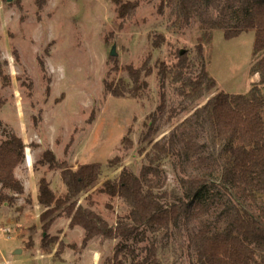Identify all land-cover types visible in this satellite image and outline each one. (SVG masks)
<instances>
[{"label": "rangeland", "instance_id": "rangeland-1", "mask_svg": "<svg viewBox=\"0 0 264 264\" xmlns=\"http://www.w3.org/2000/svg\"><path fill=\"white\" fill-rule=\"evenodd\" d=\"M129 1L139 2V8L122 20L112 0H0V145L12 133L25 144V160L15 171L24 194L13 203H0V264H121L115 258L119 239L95 237L85 243V231L71 227L65 215L57 217L44 239L40 216L45 207L37 202V194L41 178L57 194L67 193L62 170L40 163L47 150L75 169L82 164H102V179L118 178L124 168L140 174L148 163L146 151H139L141 136L161 104L162 81L156 69L145 97H115L106 91L105 83L114 74L131 82L128 73L118 71L122 66H139L148 57L153 66L158 60L171 63L177 47L190 50L195 62L191 74L201 66L196 49L198 18L190 23L177 19L172 4L161 13L159 0ZM153 32L165 33L168 43L156 49ZM213 32L205 62L216 86L208 89L204 85L190 97L191 87L184 88L168 73L167 103L157 115L156 139L168 137L221 91L245 94L255 84L264 89L254 64L255 32L232 39L223 30ZM127 137L133 140L132 147H127ZM204 140L214 152L222 146L219 140ZM116 157L120 160L114 165L111 161ZM188 169L181 163L175 166L171 158L165 160L164 189L182 195L179 181ZM216 178L219 183L220 173ZM97 199L94 209L110 224L127 212L121 199ZM81 202L87 206L83 197ZM109 203L114 210L107 207ZM224 223L216 220L213 226L219 230ZM188 227L182 224L167 238L164 232L149 233L163 262L191 264L195 257L190 248L193 226ZM123 242L136 252L148 243ZM132 258L127 250L121 255L122 264H130Z\"/></svg>", "mask_w": 264, "mask_h": 264}, {"label": "trees", "instance_id": "trees-1", "mask_svg": "<svg viewBox=\"0 0 264 264\" xmlns=\"http://www.w3.org/2000/svg\"><path fill=\"white\" fill-rule=\"evenodd\" d=\"M112 1L122 20L139 8V2ZM167 4L174 6L177 19L183 18L187 23L193 17L198 18L199 70L191 74L195 62L190 50L177 47L171 63L158 60L153 66L148 57L139 66L127 64L118 70L128 73L131 82L119 74L106 81L105 89L109 94L141 99L148 93L149 77L157 69L162 81V100L157 112L150 116L153 121L145 124L147 129L142 133L139 150L146 151L148 163L140 174L124 168L118 178L102 179V164H82L75 169L60 163L54 152L47 150L40 163L62 170L67 193L57 194L46 178L40 179L37 202L45 207L40 216L44 239L57 217L65 215L71 227L85 231V243L95 237L119 239L115 258L121 264V255L127 250L133 257L130 264H167L159 258L157 244L149 241V233L164 232L167 238L173 229L182 224L189 229L192 224L190 248L195 257L191 264H264V198H260L264 194L262 85L255 84L245 94L221 91L168 137L155 138L157 115L165 110L167 103L164 88L168 73L182 82L184 88L191 87L194 94H188L190 97L204 85L208 89L216 86L205 62V48L212 44L214 30H223L227 39L243 32H255V70L264 82V0H159L158 10L164 13ZM152 34L156 49L168 43L165 33ZM205 137L219 140L220 150L214 152ZM125 141L127 147L134 144L130 137ZM170 158L175 166L181 163L183 168H189L179 181L182 195L164 189L167 176L163 165ZM24 160L25 144L12 133L0 145V203H13L16 196L24 194V185L15 175ZM119 160L116 157L111 163L116 165ZM217 173L221 177L219 183L215 180ZM98 196L121 199L127 205V212L110 224L94 209L99 204ZM82 197L87 206L82 204ZM107 207L114 210L110 203ZM216 220L225 222L223 228H214ZM129 240L135 244L148 243L136 252L123 242Z\"/></svg>", "mask_w": 264, "mask_h": 264}, {"label": "water", "instance_id": "water-1", "mask_svg": "<svg viewBox=\"0 0 264 264\" xmlns=\"http://www.w3.org/2000/svg\"><path fill=\"white\" fill-rule=\"evenodd\" d=\"M113 55H115V54H113ZM17 253H19V251Z\"/></svg>", "mask_w": 264, "mask_h": 264}]
</instances>
